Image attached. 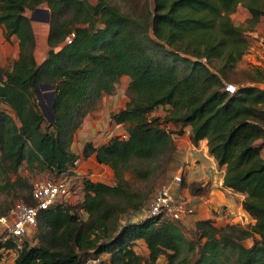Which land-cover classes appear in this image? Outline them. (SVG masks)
I'll use <instances>...</instances> for the list:
<instances>
[{
  "label": "trees",
  "instance_id": "1",
  "mask_svg": "<svg viewBox=\"0 0 264 264\" xmlns=\"http://www.w3.org/2000/svg\"><path fill=\"white\" fill-rule=\"evenodd\" d=\"M42 2L50 12L48 49L38 62L25 10ZM238 5L249 11L245 26L231 18ZM263 15L264 0H147L138 13L110 0H0L3 35L18 40L11 68L0 69V166L15 171L25 161L69 174L77 158L94 154L115 177L113 184L84 177L79 204L57 202L42 209L37 242L19 245L12 236L0 237V249L17 251L12 264H83L102 253L109 254L106 264L153 263L160 254L167 264H212L226 247L237 264H264V87L259 85L264 68L246 72L252 84L225 90L229 72L250 45L248 31ZM123 75L129 77L128 99L111 118L126 124L127 136L115 134L97 146L87 141L79 155L70 144L88 104L112 93ZM40 83L53 85V121L38 106ZM159 105L168 106L165 114L150 115ZM168 122L179 128L167 129ZM186 125L190 140L206 139L208 152L224 166L223 185L244 193L241 206L254 218L250 229L204 218L195 221L197 238L190 239L178 219L161 214L118 224L120 214L138 211L149 195L124 178L126 170L137 178L149 173L131 160L165 153L169 160L172 133ZM252 233L258 237L244 245L240 240ZM137 239L145 242L147 256L134 250ZM183 251L197 257L192 262Z\"/></svg>",
  "mask_w": 264,
  "mask_h": 264
},
{
  "label": "rangeland",
  "instance_id": "2",
  "mask_svg": "<svg viewBox=\"0 0 264 264\" xmlns=\"http://www.w3.org/2000/svg\"><path fill=\"white\" fill-rule=\"evenodd\" d=\"M93 2L95 0H92ZM120 6L123 11H128L132 13H138L144 6L147 0H110ZM43 9L48 8L46 2H42L38 5ZM25 13L31 18L33 29L36 37L35 46V57L38 62L42 61L46 55L48 45H47V33L49 28V23L46 20V13L44 11L37 12L33 15L32 9H26ZM249 11L246 7L238 5L235 11L231 13V18L235 24H241L245 26L247 24L246 19L249 17ZM250 45L247 51L242 55L240 60L235 64L234 70L229 72L228 81L236 84L237 86L252 84L248 80L247 71L252 70V67L258 66L264 68V15L260 17V20L254 25L252 30L248 31ZM18 56V40L15 35H12L10 39H6L3 35L2 26H0V69H10L13 61ZM169 56V55H168ZM173 61L177 67H185L183 63L175 62L172 58L167 60L171 63ZM129 81L128 76H122L115 84V89L112 93H104L100 98L90 101L88 104V111L82 116L80 125L75 129L70 148L81 155L83 147L87 141H91L94 145H99L105 139H109L115 134H119L123 137V133L126 132V124L116 123L111 118V112L122 108L127 101V84ZM260 86L264 87V82L259 83ZM38 103L41 111L42 108L47 110L49 106V101L46 97H42ZM94 106V107H92ZM1 107L8 112H12L9 106L6 104H1ZM166 105H159L154 110L151 111L150 115L163 116L167 111ZM46 123L42 124L44 128ZM165 126L169 130L176 131L179 126L174 125L170 122L165 123ZM127 133V132H126ZM176 133V132H173ZM176 150V149H175ZM173 151L171 158L168 160L167 153L160 154L159 156L152 159H135L131 160L132 166H140L149 169V173L145 178L135 177L130 170H126L124 173V178L127 180L129 185L138 189L139 191L149 192L148 198L144 202L143 206L138 210H128L119 216V225H123L128 221L138 220L137 218L143 216L145 207L147 206V201L155 190L162 184H171L174 189L179 186L178 196H183L188 198L190 205L193 206V212L184 215L181 219H178L184 233L190 239H196L197 235L194 233L195 222L191 220L197 213L205 207L208 209V218L213 219V222L218 226H225L227 224L236 225L237 227H242L250 229L254 218H252L241 206L240 203L244 197L242 194H232L229 198L230 202H217L222 199L218 197L215 201L213 195L209 194L208 191L197 190L196 193H192V190L201 183L199 180H204V176L199 180L190 179L187 176L189 168L186 163L180 164L175 167V156L176 152ZM262 152L264 153V143L262 145ZM95 159L85 161L83 158H77L75 161V170L69 174L77 176L75 182L77 186L71 197L66 200V203L79 204L83 198V179L88 177L92 180H100L107 183L113 184L115 182V177L113 175V170L110 166L105 164L97 163ZM168 161V163H167ZM167 163V164H166ZM213 169L211 173L214 179L218 181L219 168L212 164ZM197 172V171H195ZM179 173L181 175V181L178 183L174 180L173 175ZM211 175V174H210ZM66 176L65 173L52 172L47 168H42L38 164H33V166L28 165L23 161L15 171H4L3 166H0V215H4L8 212L9 208L16 202L31 201L30 189L32 182L36 179L45 178H58ZM192 176V174H191ZM196 176V174H195ZM192 176V177H195ZM197 177V176H196ZM212 177V175L210 176ZM178 181V180H177ZM216 181V182H217ZM81 182V184H79ZM218 183V182H217ZM188 188L189 194L185 195V190ZM177 190V189H176ZM239 192V191H237ZM191 194V196H190ZM242 195V196H241ZM202 196V197H201ZM203 198V199H202ZM211 203L208 205L207 203ZM81 218H85L86 214L82 209L77 210ZM199 219V218H198ZM204 219V218H202ZM38 223L30 230L28 234L22 237L21 240H17L19 245L22 244L23 240H28L30 243L37 242L38 233ZM5 231L0 227V237L5 235ZM258 237L257 234H251L243 238L242 243L246 246H250L254 238ZM134 250L144 256L148 255V248L142 239H137L132 243ZM225 253L221 254L217 261L212 264H237L236 255L230 250L225 248ZM17 251L15 248L0 249V264H12L13 259ZM183 254L190 256L192 262L197 257L195 252L183 251ZM105 262L107 261L109 254L102 253L100 255ZM142 264H167V259L165 254H160L157 259L151 263L147 259Z\"/></svg>",
  "mask_w": 264,
  "mask_h": 264
},
{
  "label": "built area",
  "instance_id": "3",
  "mask_svg": "<svg viewBox=\"0 0 264 264\" xmlns=\"http://www.w3.org/2000/svg\"><path fill=\"white\" fill-rule=\"evenodd\" d=\"M71 38L72 34L67 35L66 42H70ZM225 90L233 93L236 91V85L227 82ZM122 135L126 137L127 133L124 132ZM75 169L74 167L72 171L77 173ZM76 177L72 174H66V176L58 178L36 179L33 181L30 191L32 202L20 200L13 204L6 214L0 215V227L6 233L2 235V238L12 236L16 240H21L37 224V217L42 209L57 202H65L71 197L77 186ZM173 177L178 183L182 180L179 173L174 174ZM175 191L176 189L171 184L164 183L160 185L148 199L143 215L161 214L162 216L181 219L184 215L193 212L194 208L190 205L189 199L178 196L174 193ZM83 264H106V262L99 255L94 258H87Z\"/></svg>",
  "mask_w": 264,
  "mask_h": 264
},
{
  "label": "crops",
  "instance_id": "4",
  "mask_svg": "<svg viewBox=\"0 0 264 264\" xmlns=\"http://www.w3.org/2000/svg\"><path fill=\"white\" fill-rule=\"evenodd\" d=\"M123 76H127V75H123ZM189 131H190V126L186 125L183 127V131L181 133H177V132L172 133V137H173V140L175 143V149H176L175 150L176 160L174 163L175 167L179 166V163L180 164L186 163V166L189 168L187 176H189L190 179L199 180L200 178L209 175V177H204V180H201V179L199 180L201 182L200 186L202 187V190H204L205 192L208 191L209 194L217 198L215 201L218 200V197L221 198L222 196V199L218 200L217 202H230L229 198L232 196V194H236V193L242 194L240 192L234 191L223 185L224 166L218 165L214 157L208 152L206 139H200L197 143H193L189 138ZM107 140L108 138L105 139L102 143L106 142ZM92 159H95L94 154L86 158H83V160L85 161H89ZM95 161L97 162V160ZM99 164H102V163H99ZM212 164H214L215 166L219 168V174L217 176L218 181L214 179L215 175L211 173L213 169ZM191 174L192 176H195L196 174L197 177L196 176L192 177ZM210 174L212 175V177H210L211 176ZM176 189H177L176 192H178L179 186L178 187L176 186ZM184 192H185V195L189 194L188 188ZM207 204L211 205L210 202ZM240 206H241V203H240ZM207 212H208V209L206 207L204 210L203 208H201V210L197 213V215L194 216V218H191V220L194 223L196 220H198V218L199 219L208 218L209 213ZM140 215L137 219H140L142 217Z\"/></svg>",
  "mask_w": 264,
  "mask_h": 264
},
{
  "label": "water",
  "instance_id": "5",
  "mask_svg": "<svg viewBox=\"0 0 264 264\" xmlns=\"http://www.w3.org/2000/svg\"><path fill=\"white\" fill-rule=\"evenodd\" d=\"M40 11H44V13H46V16H47L46 20L49 21L50 12L48 8L43 9L41 7H36L33 10V15H35L37 12H40ZM32 18L34 19L35 17H31V19ZM0 76H2L1 71H0ZM37 95H38L39 100L42 99V97H46L48 99L49 106L47 107L46 111L44 110V108H42V112L49 121H53L54 120V112H53V107H52L53 96H54L53 85L48 84V83H40V85L37 87ZM39 103L41 104L40 101Z\"/></svg>",
  "mask_w": 264,
  "mask_h": 264
}]
</instances>
